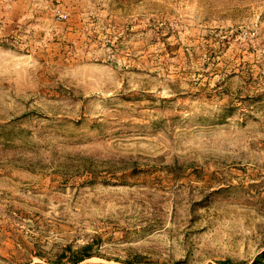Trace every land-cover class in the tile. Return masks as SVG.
I'll use <instances>...</instances> for the list:
<instances>
[{
    "label": "rangeland",
    "instance_id": "rangeland-1",
    "mask_svg": "<svg viewBox=\"0 0 264 264\" xmlns=\"http://www.w3.org/2000/svg\"><path fill=\"white\" fill-rule=\"evenodd\" d=\"M91 240L264 252V0H0V264Z\"/></svg>",
    "mask_w": 264,
    "mask_h": 264
},
{
    "label": "trees",
    "instance_id": "trees-1",
    "mask_svg": "<svg viewBox=\"0 0 264 264\" xmlns=\"http://www.w3.org/2000/svg\"><path fill=\"white\" fill-rule=\"evenodd\" d=\"M95 240H91L89 242H86L79 246H72V245H66L63 250L56 255L54 259L45 258L46 262L50 264H108L106 262L102 261H91V262H83L87 259L93 258V257H103L101 254L93 250V245L97 242H94ZM39 257H43L42 254H37ZM264 252H261L260 254L256 255L251 264H258L262 262ZM115 261L121 262L123 264H139L138 262H135L134 260H119L118 258L114 259ZM226 262H223V264H226ZM33 264H41V263H33Z\"/></svg>",
    "mask_w": 264,
    "mask_h": 264
}]
</instances>
